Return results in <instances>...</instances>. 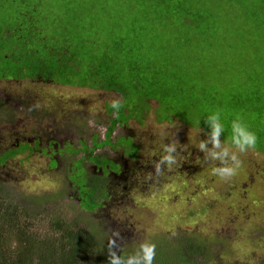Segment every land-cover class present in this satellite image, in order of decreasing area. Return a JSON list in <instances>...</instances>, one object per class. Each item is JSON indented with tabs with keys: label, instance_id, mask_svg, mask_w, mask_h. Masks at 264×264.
<instances>
[{
	"label": "rangeland",
	"instance_id": "obj_1",
	"mask_svg": "<svg viewBox=\"0 0 264 264\" xmlns=\"http://www.w3.org/2000/svg\"><path fill=\"white\" fill-rule=\"evenodd\" d=\"M27 5H34L35 20L41 18L44 26L51 25L47 36L59 32L57 39L70 37L83 56L91 51L100 59L113 52L120 76L124 81L132 76L139 79L149 97L159 98L163 88L173 83L209 91L226 88L227 97L231 93L228 87L233 86L245 96L262 81L264 0H243L240 4L233 0H0V16L8 20ZM41 33L45 35L44 30ZM136 95L131 89V98L121 103L133 117L145 114L144 118L128 120L127 127L134 131H126L133 133L138 145L129 168L139 184L128 187L118 213L126 215L137 240H146L153 233L160 238L168 236L169 246L182 247L183 257L193 254L187 250L194 245L198 252L206 247L209 259L201 262L193 256L197 263L192 264H264V153L256 149L241 153L243 163L237 174L221 179L212 173L219 162L206 160L195 146L206 139L202 128L176 117L159 121L157 116L163 117L165 112L156 99L136 100ZM118 97L110 90L51 81L0 80L3 108H13L15 117L25 120L21 128L33 130L52 119L74 120L79 116L90 119L92 127L98 129L93 132L102 137L108 123L104 100L111 103ZM7 118L0 113V128L11 127ZM59 121L55 126L75 127ZM12 133L0 131V141L7 146L14 144ZM22 133L25 138L35 135V131ZM38 133L42 136L44 131ZM72 133L67 131L66 135L71 138ZM172 142L177 143L171 153L176 161H165L157 171L156 164L166 154L164 145ZM23 149L29 152L20 151L0 165V192L21 205L40 195L45 197L40 203L34 201L42 215L35 212L26 220L29 232L39 238L53 239L59 233L47 227V221L40 217L43 214L61 212L69 223L67 229L75 231L85 217H75L80 209L67 199L61 180L64 171L52 175L53 171L47 170V158L39 151L37 140L14 150ZM100 150L108 151L109 146ZM160 179L164 182L158 186ZM199 236L206 239L197 241ZM122 252L129 253V249Z\"/></svg>",
	"mask_w": 264,
	"mask_h": 264
},
{
	"label": "trees",
	"instance_id": "obj_2",
	"mask_svg": "<svg viewBox=\"0 0 264 264\" xmlns=\"http://www.w3.org/2000/svg\"><path fill=\"white\" fill-rule=\"evenodd\" d=\"M233 1L243 3V0ZM33 7L25 6L8 20L0 16V78H26L65 86L113 90L123 93L122 99H130L132 89L137 91L136 100L156 99L144 93L139 79H133L134 76L130 81H124L113 52L102 55L100 59H96L91 51L83 56L75 49L77 43H72L70 37L57 39L59 32L47 36V28L51 25L44 26L41 18L35 20ZM43 30L45 35L41 33ZM261 77L259 86L251 88L245 96L241 92L237 93L239 88L233 86L228 87L231 93L227 97L224 93L226 88L219 90L215 87L209 91L196 89L193 84H170L163 88V93L158 94L159 98L156 99L165 112V116L158 115L157 119L163 121L176 117L207 133L209 128L204 118L208 111L222 110L228 120L235 113H241L250 129L257 134L258 142L254 149L264 153V69ZM116 122L118 120L107 126V136ZM229 132L230 128H226L221 139L225 140ZM128 146L130 156H136V146ZM38 197L29 201L28 205H21L0 192V264H107L109 247L102 246L92 234L84 235L79 231L65 229L57 221L54 229L59 232L58 237L39 238L30 233L26 220L33 218L32 213L35 215L34 201L40 202L45 198ZM155 244L156 252L159 253L154 264H188L189 258L198 254L196 245L192 249L188 248L187 252H194L190 257L185 255V258L184 252L180 251L182 247H170L167 241ZM120 254L128 253L120 251Z\"/></svg>",
	"mask_w": 264,
	"mask_h": 264
},
{
	"label": "flooded vegetation",
	"instance_id": "obj_3",
	"mask_svg": "<svg viewBox=\"0 0 264 264\" xmlns=\"http://www.w3.org/2000/svg\"><path fill=\"white\" fill-rule=\"evenodd\" d=\"M0 80L12 82L26 80V78H0ZM114 92L120 95L119 92ZM117 100L121 103L122 96L120 95V97L113 101ZM4 105L5 104L0 101V113L8 117L7 120L11 127L4 125L3 128H0V131H13L12 135L15 137V142L7 146V144L4 145L0 141V165H5L11 156L16 155L18 152L27 150H14L18 149L22 143L33 144V142L37 140L39 143V151H42L47 158V170L53 171L51 172L52 175L59 173L61 169L64 171L61 180L64 182L62 183V185H64L63 187L67 189V199L72 202V207H75L77 210L80 209L75 217H85L82 218L84 222H82L75 231H79L84 235L92 234L102 246L106 245V247H109L110 241L115 239L119 247L117 248L118 252H122L123 250L127 251L128 249L130 251L138 247L144 240H137L138 238L133 234V227H130L126 215L119 214L118 211L123 198L129 191L128 187H135L139 184L137 179L131 175L132 172L129 168L130 164H132L137 156V151L136 156H130V153L127 152L129 148L128 145L132 144L136 146L137 149L138 145L135 142L133 133L126 132L134 131L133 128L127 127V121L132 118H144L145 114L138 115L139 117L129 116L123 104L119 110H116L112 107L109 108L112 102L110 103L109 100H104V110L108 123L104 128L102 137H99L97 132H93L98 131V129L92 127L90 119H86V117L80 118L79 116H76L74 120L70 118H63L62 121L58 120L60 124H64L62 122H69L75 125V127L71 129L55 126L58 122L55 121L56 119L50 120L52 122L50 123L49 121L45 126L36 125L38 128L34 130L33 128H21L22 124L25 123L24 118L15 117L14 109H4ZM4 110H6V113H4ZM117 120L118 122L115 123L114 129L107 136V126L111 125L112 121ZM95 123H97V120H95ZM116 128H118V130L115 133ZM17 131H20V133ZM22 131H35V135L33 136L32 134L28 138H25V133H22ZM38 131H44L43 135L40 136ZM67 131H73L71 138L66 135ZM57 134L61 135L58 136ZM6 135L11 136V133H7ZM1 138L2 137H0V139ZM108 138L109 141H107ZM104 146H109V150H100ZM96 151H99V153ZM5 152L9 154L7 157ZM65 160H67V165H64ZM63 167H66V170ZM158 178L159 177H155L154 179L157 180ZM163 182L164 180L160 179L158 186ZM48 203L51 204L50 201H48ZM37 207L38 203L35 204L33 208L34 211L42 215V210L40 209L37 211ZM40 217L47 221L48 228L54 229L55 221L64 226L65 229L69 228V223L64 221L61 212L54 213L50 216L43 214V217ZM36 218L39 219V216ZM76 223H73L74 226H76ZM66 232L68 231L64 233ZM146 239L159 244L164 243L169 237L160 238L153 233ZM204 239L206 238L199 236L197 241ZM201 243L203 244V242ZM205 245H207V243ZM206 251L207 248L205 247L204 251L198 252L195 257L200 258L201 262L205 259H209L207 255L209 252L207 253ZM157 253H159V251L156 252L155 258L158 257ZM192 257L189 258V264L197 263L194 262Z\"/></svg>",
	"mask_w": 264,
	"mask_h": 264
},
{
	"label": "clouds",
	"instance_id": "obj_4",
	"mask_svg": "<svg viewBox=\"0 0 264 264\" xmlns=\"http://www.w3.org/2000/svg\"><path fill=\"white\" fill-rule=\"evenodd\" d=\"M111 106L113 109L119 110L121 103L118 100L113 101ZM204 120L209 131L206 133V139L200 140L195 146L204 152L206 160L219 162L218 166L212 168L214 175L221 179H230L242 167L243 162L240 159V154L256 147L257 134L250 129L241 113H235L233 118L228 120L222 110L217 109L208 111ZM199 122L197 120V124ZM226 128H230V132L225 140H222L221 137L225 134ZM209 144L211 148L208 147ZM176 147V142L164 145L166 154L156 164L157 171L160 169V164L165 161L170 163L176 161V157L171 155ZM117 247L116 240H111L107 264H154L156 244L150 240L142 241L133 252L128 254H120Z\"/></svg>",
	"mask_w": 264,
	"mask_h": 264
}]
</instances>
